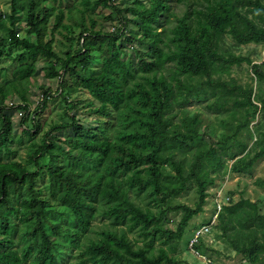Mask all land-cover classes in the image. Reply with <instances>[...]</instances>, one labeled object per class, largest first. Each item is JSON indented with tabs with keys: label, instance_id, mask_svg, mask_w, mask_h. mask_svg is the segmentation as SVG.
<instances>
[{
	"label": "trees",
	"instance_id": "16d2710c",
	"mask_svg": "<svg viewBox=\"0 0 264 264\" xmlns=\"http://www.w3.org/2000/svg\"><path fill=\"white\" fill-rule=\"evenodd\" d=\"M73 2L11 0L9 13L0 10V78L5 61L15 65L0 81V264H62L68 250H77L74 264H181L178 243L216 181L264 160V89L252 84H264V62L226 43L264 46V0ZM56 42L69 50L61 55ZM40 61L59 86H41L31 112ZM243 63L251 85L230 77ZM56 97L62 112L45 130L42 113ZM193 100L234 117L244 111L235 132L254 123L250 148L228 164L230 137L219 139L204 113L187 108ZM83 108L91 121L79 117ZM12 111L21 114L19 136ZM187 195L191 206L177 202ZM214 228L245 261L264 264L260 202L230 199L191 250Z\"/></svg>",
	"mask_w": 264,
	"mask_h": 264
},
{
	"label": "rangeland",
	"instance_id": "374dc122",
	"mask_svg": "<svg viewBox=\"0 0 264 264\" xmlns=\"http://www.w3.org/2000/svg\"><path fill=\"white\" fill-rule=\"evenodd\" d=\"M75 1L73 4L78 3L79 0ZM0 10L6 13H9L11 10V0H0ZM103 29L106 31H112L113 27L109 22L103 23ZM227 47L233 52L236 56L249 57L255 63L264 62V46L263 45H248L241 46L239 48H234L232 46L231 39L226 40ZM56 50L62 55L64 52L69 50V46L62 44L61 42H56ZM1 66L5 67L7 74L0 78L1 82L7 81L12 76V72L15 68V65L11 61H5ZM44 66L43 61H40L37 65L38 74L36 77L30 80V92L29 100L31 102V112H34L37 107L40 105L42 99L41 86L50 88L52 93H56L59 86V80L47 79L45 73L41 70ZM251 68L247 63H243L241 66H234L231 69L230 77L233 78L238 85L247 86L251 85L250 80ZM256 91L264 89V84L252 83ZM83 98L87 99V95L84 93L77 94L74 98ZM212 99V97H210ZM208 102L202 101L197 102L193 100L187 108L190 110H200L204 113L207 118L210 120L217 137L221 139L223 136H229L230 140L227 144V147L222 150L224 158L227 163L230 164L235 156H241L245 149L250 148L251 144L255 140L254 135V123L250 124L248 128L240 129L237 133L235 132L237 127L245 121V112L236 111V116L232 115L230 109L224 112H215L207 108ZM231 107V103L229 104ZM62 106L59 103V99L56 97L49 102V108L42 113V117L47 121V126L45 130L48 129V125L52 120L57 121L62 112ZM13 120L16 127V135L19 136L20 126H21V114L19 112L12 111ZM82 113V114H81ZM79 117L83 120L89 122L91 118L86 111V108H83ZM261 117V116H260ZM258 117V118H260ZM226 123L227 125H225ZM206 140L210 141V136L206 137ZM223 141V138L221 139ZM26 138L24 139V142ZM210 196L208 202L204 207V212L194 217L190 222L186 234L182 241L178 243L176 256L181 261V264H250L245 261L241 256L237 255L229 245L221 239V230L214 228L210 235H207V239L203 241L204 248L200 249L201 251L191 250L195 241V235L197 231L202 227L211 222L213 218H216L217 212L220 207L226 204L230 199L234 202L239 201L241 198L249 199L252 202H260L261 209L264 212V160L256 163L252 173L249 174H231L228 173L224 177L218 179L215 185L209 190ZM195 201V196L187 195L178 199V203L192 205ZM182 213L176 212L174 215H171L172 222L169 225L170 229H176L178 222L180 221ZM51 219L56 221L58 224L63 225L64 228H69L74 226V222L70 219L60 218L56 214H52ZM96 225H101L102 221L95 222ZM194 234V235H193ZM132 238V237H131ZM192 238V239H191ZM190 241V243H189ZM199 244V243H198ZM159 246V245H157ZM69 251V250H68ZM66 252L64 254V259L62 264H74L76 262L75 255L77 250L72 252Z\"/></svg>",
	"mask_w": 264,
	"mask_h": 264
},
{
	"label": "built area",
	"instance_id": "2783aa9c",
	"mask_svg": "<svg viewBox=\"0 0 264 264\" xmlns=\"http://www.w3.org/2000/svg\"><path fill=\"white\" fill-rule=\"evenodd\" d=\"M221 207H222V206H221ZM221 207H220V209H219L218 212H217V216H218V213H219L220 210H221ZM217 216H216V218H213V219L211 220V222L209 223V225L202 226V227L197 231V233H196V235H195V241H194V243H197L198 238H199L200 236L206 235V234H208V233L210 232L211 227H214V225L216 224ZM193 246H194V244H193Z\"/></svg>",
	"mask_w": 264,
	"mask_h": 264
}]
</instances>
